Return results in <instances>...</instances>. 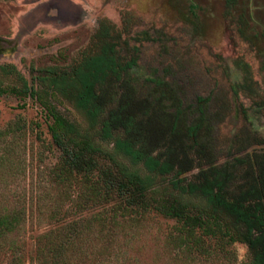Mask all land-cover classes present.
Listing matches in <instances>:
<instances>
[{
  "label": "rangeland",
  "instance_id": "rangeland-1",
  "mask_svg": "<svg viewBox=\"0 0 264 264\" xmlns=\"http://www.w3.org/2000/svg\"><path fill=\"white\" fill-rule=\"evenodd\" d=\"M100 25L111 28L118 56L136 61L102 88L107 103L113 97L107 109L132 116L136 139L174 165L168 181L220 171L236 185L249 178L238 160L264 153V0H0V66L37 91L0 96V211L23 213L20 231L0 245V264L57 263L60 228L91 211L105 214L98 246L117 254L114 264H246V245L221 221L200 227L199 208L178 220L141 214L104 192L97 171L65 165L39 100L79 126L85 120L40 79L69 75L95 53ZM5 72L3 86L18 87ZM89 238L83 264L96 255Z\"/></svg>",
  "mask_w": 264,
  "mask_h": 264
},
{
  "label": "trees",
  "instance_id": "trees-1",
  "mask_svg": "<svg viewBox=\"0 0 264 264\" xmlns=\"http://www.w3.org/2000/svg\"><path fill=\"white\" fill-rule=\"evenodd\" d=\"M111 31L100 25L96 34L97 51L84 56L71 74L40 79L44 92L50 90L71 103L85 120V126H79L55 108H49L46 100H39L49 111L52 121L49 133L55 146L65 154V165L74 172L97 171L96 178L104 192L124 200L141 214L155 212L178 220L199 208L200 227L205 228L208 222H223L225 235L246 245L249 256L246 264H264V153L238 160L241 169H248L249 178L241 177L236 185L231 184V175L220 171L213 178L199 181H168L174 165L152 155L136 139L134 118L124 115L123 109H107L113 97L108 103L102 97L106 82L120 81L123 73L136 63L134 58L126 60L118 56L111 42ZM0 71L15 74L19 81L18 87H5L0 81V96L7 90L36 95L35 88L12 66L2 65ZM3 136L0 130V138ZM105 218L104 213L91 211L81 217L82 223L72 222L60 228V239L63 238L60 258L53 264H83L88 259L87 254L83 259L84 255L80 254L85 235L91 238L89 245L96 253L91 264H114L117 254L101 251L98 246L106 233L107 226L101 225ZM22 219L20 211H0V245L20 231ZM37 258L36 264H42L41 256Z\"/></svg>",
  "mask_w": 264,
  "mask_h": 264
}]
</instances>
